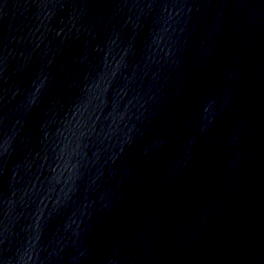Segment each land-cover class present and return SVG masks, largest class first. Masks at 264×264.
Segmentation results:
<instances>
[{
    "label": "water",
    "instance_id": "1",
    "mask_svg": "<svg viewBox=\"0 0 264 264\" xmlns=\"http://www.w3.org/2000/svg\"><path fill=\"white\" fill-rule=\"evenodd\" d=\"M0 264H264V0H0Z\"/></svg>",
    "mask_w": 264,
    "mask_h": 264
}]
</instances>
